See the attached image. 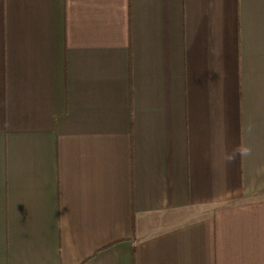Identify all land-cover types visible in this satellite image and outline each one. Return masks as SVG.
<instances>
[{"label": "crops", "instance_id": "1", "mask_svg": "<svg viewBox=\"0 0 264 264\" xmlns=\"http://www.w3.org/2000/svg\"><path fill=\"white\" fill-rule=\"evenodd\" d=\"M0 264H264V0H0Z\"/></svg>", "mask_w": 264, "mask_h": 264}]
</instances>
